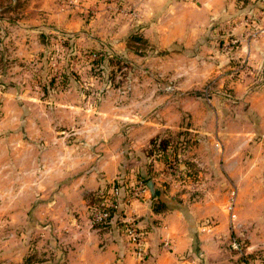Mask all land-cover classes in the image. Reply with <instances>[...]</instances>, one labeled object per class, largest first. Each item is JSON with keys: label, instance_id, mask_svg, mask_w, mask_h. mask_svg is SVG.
<instances>
[{"label": "rangeland", "instance_id": "1", "mask_svg": "<svg viewBox=\"0 0 264 264\" xmlns=\"http://www.w3.org/2000/svg\"><path fill=\"white\" fill-rule=\"evenodd\" d=\"M109 1L0 0V147L3 148L0 157L3 163L13 136L37 138L41 133L40 136L50 141L62 136L63 144L77 143L82 148L89 147L83 142L90 139L97 142L105 135L112 153L119 138L122 159L116 176L98 189H107L113 183L117 186L121 178L130 181L142 165L163 198L170 201V207L177 206L191 229L195 226L194 235L203 231L197 228L201 226L202 220L198 218L203 213L207 214L206 224L222 223V228L216 231L221 236V251L212 254L214 257L221 255L224 264H247L261 259L264 208H248L246 202H251L250 196L259 199L260 193L250 194L247 188L263 184L264 162L250 163L246 159L252 151L246 146L245 133H252L249 144L260 136L254 131L253 119L245 111L241 112L245 106H234L239 89L234 84L244 83L248 80L244 76L254 75L253 72L238 76L232 69L235 59H229L222 63L218 77L183 80L185 88L176 89L179 82L169 76L174 70L171 67L183 71L187 66L181 59L168 60L166 54L179 52L178 48H161L155 35L147 39L132 26L135 21L131 16L140 11L144 0ZM151 1L159 13L164 10V0H145V3ZM245 6L241 4L239 8L247 11L239 20L243 26L245 16L259 14L256 2ZM132 34H138L144 41L131 39ZM235 36L221 29L214 39L225 50ZM200 66H191L192 76ZM262 77L256 83L264 82ZM182 98L189 100L194 109L197 107L193 100L199 101L205 109L204 115L191 116L183 111ZM176 109L179 118L175 117L174 121ZM165 120L173 127H158L141 150L127 147L130 141L140 137L137 124L146 121L162 125ZM40 122H46L45 128H39ZM150 123L147 128H156ZM13 124L16 126L12 127ZM193 127L202 129L193 131ZM231 131L242 133L239 144L231 141L228 136ZM215 141H219L218 150L213 146ZM97 146L98 142L94 147ZM236 149L242 150L239 159L235 156ZM253 169L259 173L247 178L246 171ZM130 173L131 178L127 176ZM6 176L7 173L3 175L4 181ZM1 183L0 186H6V181ZM237 187V203L235 200L233 206H236V212L233 211L236 218L231 221L225 203L231 198L230 191H236ZM202 199L206 203L203 207L188 208ZM5 211H0L4 218ZM232 240L240 243L239 251L230 247ZM194 242L196 245V239ZM214 257L210 258L215 264L218 260Z\"/></svg>", "mask_w": 264, "mask_h": 264}, {"label": "crops", "instance_id": "2", "mask_svg": "<svg viewBox=\"0 0 264 264\" xmlns=\"http://www.w3.org/2000/svg\"><path fill=\"white\" fill-rule=\"evenodd\" d=\"M237 1L164 0V10L159 13L152 1L148 4L144 0L137 2L141 5L140 11L131 16L135 21L132 26L147 39L155 35L161 48H178L179 52L166 54L168 60L181 59L183 65L187 66L183 71H175V66L171 67L174 70L169 76L179 82L176 89L185 88L186 84L181 83L183 80L218 77L222 63L229 59L247 58L254 75H245L247 82L234 84L239 88L234 96L237 100L234 106H245L241 112L245 111L253 119L254 131L262 138L249 144L252 133H245L246 146L251 147L252 151V155L246 159L250 163L264 162V82L256 83L264 75V35L248 37L246 28L239 21L247 11L239 9ZM254 14L261 22L262 16ZM125 25L128 30L129 26ZM221 29L235 34V39L239 40L231 53L219 47L214 39ZM199 64L201 66L193 71L192 76L191 66ZM180 74L182 76L176 79ZM193 101L197 109L191 108L186 98L181 99L180 108L191 116H197L196 113L203 116L205 109L199 101ZM173 103L177 106L176 102ZM175 111L174 121L175 117L177 120L179 118V111ZM142 123L136 125L140 137L127 144L129 149L141 150L159 130L158 127H173L166 120L162 125L146 121ZM147 123L154 124L156 128H147ZM43 125L46 122H40L38 126L42 128ZM200 129L202 127L192 128L193 131ZM241 134L231 131L228 136L238 143ZM40 135L37 138L13 136L6 149L5 164L3 157H0V183L6 181V186H0V211L6 210L5 218L0 212V264H26V257L31 258L27 264H214L210 257L221 251L222 240L216 231L222 228V223L206 224L207 214L203 213L198 218V221L202 220L201 226L197 227L203 231L194 235L192 231H195V226L191 229L190 223L185 221L178 209L152 213L149 209L151 193L148 190L136 199L131 198L129 193L122 198L124 213L132 215L143 229L144 252L141 259L134 256L132 245L118 228L111 226L108 230L99 231L92 227L87 211V196L116 176L122 159L121 139L116 140L118 144L112 153L105 135L97 140V147H94L97 142L90 139L83 142L84 146L89 147L82 148L77 143L63 144L62 136L50 141ZM0 150L3 148L0 147ZM235 153L236 159L242 156V150L236 149ZM258 171L248 170L245 175L250 178ZM6 173L4 181L3 175ZM133 175L130 173L127 176L131 178ZM134 181H137L135 176L129 183ZM154 186L158 188L156 183ZM235 189L234 203L239 187ZM247 192L260 193L257 200L254 196L249 197L251 202H246L248 208H264V181L258 188L248 186ZM205 204L202 199L188 208L194 210ZM234 209L236 212V206L232 215ZM251 247L248 246V249ZM220 258L221 255L214 257L218 260L215 264L225 263Z\"/></svg>", "mask_w": 264, "mask_h": 264}, {"label": "built area", "instance_id": "3", "mask_svg": "<svg viewBox=\"0 0 264 264\" xmlns=\"http://www.w3.org/2000/svg\"><path fill=\"white\" fill-rule=\"evenodd\" d=\"M257 3L259 14L262 16L261 22H257L255 17L245 16L243 18L244 28L248 37L255 38L260 35H264V0H254ZM255 18V19H254ZM237 39L230 40L226 45V52H232L236 48ZM234 73L238 76L251 73L252 68L247 62L246 57H239L235 59L234 65L232 66ZM214 147L218 148V142L214 143ZM145 191L143 185L139 181H134L130 183L129 195L131 198L136 199L142 196ZM120 188L116 186H111L106 190L102 202L99 205H95L91 208V213L89 216L91 224L102 223L107 220L109 215V210L120 209L121 210V222L123 224L122 233L129 244L133 247V254L136 258L141 259L144 252L143 245V232L138 226L135 218L132 215H127L124 213V200L120 199ZM231 198L225 203V211L229 214L230 219L233 218L232 210L234 205L235 191L232 189L230 191ZM230 247L236 251L240 250V243L236 240L230 242ZM247 264H264V256L261 259H256Z\"/></svg>", "mask_w": 264, "mask_h": 264}, {"label": "trees", "instance_id": "4", "mask_svg": "<svg viewBox=\"0 0 264 264\" xmlns=\"http://www.w3.org/2000/svg\"><path fill=\"white\" fill-rule=\"evenodd\" d=\"M251 1H254V0H238L237 2L239 5L242 4V6H244V8H246L245 5L246 4L249 5V2H251ZM248 9H249V7H248ZM248 9H246V10H248ZM130 38L133 40H137V41H144L143 38H141L138 34H132V36H130ZM155 156H157V155H155ZM142 167H143L142 165L139 166V168L135 171L134 176H135L137 181L141 182L144 189L148 190L151 193V196L149 198V209H150V211L152 213H159V212H162V211L167 210V209H178L179 210V208L177 206L170 207V205H169L170 201L163 198L162 194L159 192V188L154 186L155 183H153V181H152L151 174L149 172H147ZM113 184H115V183H113ZM113 184L111 186H114ZM116 187L120 188V193H121L120 199L124 198L130 192L129 181L126 182V181L122 180V178L119 181H117ZM107 189H105V188L98 189L96 192H93L87 196V198H88V205H87L88 216H90L91 208L95 205H99L102 202L103 197H104ZM120 218H121V210L120 209L109 210V215H108V218L106 221H104L102 223H94L91 225L93 228L98 229L99 231H105V230H108L111 226H114V228H118L122 232L123 224H122ZM141 230H143V229H141ZM29 258L30 257H26V259H25L26 264H27V261H29Z\"/></svg>", "mask_w": 264, "mask_h": 264}]
</instances>
